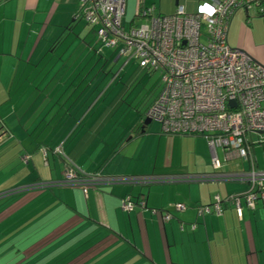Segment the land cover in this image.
Segmentation results:
<instances>
[{"label":"crops","instance_id":"1","mask_svg":"<svg viewBox=\"0 0 264 264\" xmlns=\"http://www.w3.org/2000/svg\"><path fill=\"white\" fill-rule=\"evenodd\" d=\"M79 1L0 0V106L12 101L14 91L25 93L16 94L18 106L43 101L36 114L25 107L17 111V118L23 116L17 121V135L26 139L25 133L32 124L40 128L46 124L48 129L56 120L62 121L69 123L64 128L65 143L53 138L46 151L51 153L62 147L65 156L87 175L100 173L107 178L124 179L188 177L193 181H159L109 189L98 184L89 187L88 193L76 187L62 188L65 190L53 194L30 190L62 182L44 183L39 177L34 185L26 184L25 188L19 187L23 189L0 195V264H264V202H259L253 212L245 209L242 218L229 205L224 206L220 217H200L197 211L211 206L216 197L225 201L246 193V183L202 180L248 173L250 162L228 160L222 149L212 152L204 136L165 135L153 125L147 134L135 136L136 116H108L98 99L88 97L86 103V93L93 84L89 83V75L94 77L97 72L91 73L90 66L83 67L95 52L89 48V34L81 33V21H76ZM141 1L164 16L173 15L177 9L173 0H127V12L130 9L135 16ZM199 2L179 0V5L186 13L194 14ZM62 44L67 45L64 50ZM228 45L264 68V14L256 9L238 11L230 22ZM47 59L58 60L59 64L62 59H69L72 66L68 69L63 62L59 73L66 76L64 84H57L53 90L85 91L82 103L87 111L81 117L68 113L61 120V115L52 109L57 106V96L44 99L40 87L33 89L35 83L29 85L28 81ZM44 83L48 89L51 87ZM74 95L67 99L70 108L78 103ZM0 120L11 136L10 119ZM257 137L250 138L252 161L256 170L264 172V136ZM81 143L87 146L79 151ZM24 147L22 155L30 156L31 146L26 143ZM116 149L112 162L100 172L102 163ZM52 157L56 164L53 154ZM215 158L218 169L212 166ZM45 164L49 166L48 161ZM57 169L54 167L52 172L56 176L68 174L62 166ZM126 198L144 201L148 209L125 213L122 202ZM178 205L187 209L180 212ZM151 210L171 215L172 221L164 224L160 215H151Z\"/></svg>","mask_w":264,"mask_h":264},{"label":"built area","instance_id":"2","mask_svg":"<svg viewBox=\"0 0 264 264\" xmlns=\"http://www.w3.org/2000/svg\"><path fill=\"white\" fill-rule=\"evenodd\" d=\"M126 1L80 0L76 21L98 29V37L106 47L119 49L128 61L136 59L142 68L163 71L165 90L149 113V118L161 125L163 133L204 136L212 152L222 149L228 160L250 162L248 173L233 177L216 175L202 180L250 184L248 193L231 200L242 218L244 209L254 211L256 203L264 200V172L256 170L249 144V135L264 134V68L241 51L230 48L227 34L236 12L256 9L262 13L264 0H203L196 14L188 15L183 7H178L175 15L167 18L153 17L149 11L144 13V17H151L148 24L129 33L122 26ZM202 24L206 26L203 31ZM212 166L219 168L216 158ZM159 181L192 182L193 179L129 178L114 183L149 185ZM105 182L89 181L92 185ZM80 183L71 174L64 183L30 190L75 187ZM223 205V200L216 197L211 206L198 208V215L220 217ZM133 209L131 203L124 205L127 212ZM139 209L146 210V204L140 203ZM176 209L182 212L186 206L178 205ZM160 214L151 211L153 216ZM161 217L164 223L172 220L169 214Z\"/></svg>","mask_w":264,"mask_h":264},{"label":"rangeland","instance_id":"3","mask_svg":"<svg viewBox=\"0 0 264 264\" xmlns=\"http://www.w3.org/2000/svg\"><path fill=\"white\" fill-rule=\"evenodd\" d=\"M134 13L135 12H131L130 9H128L126 15L127 23L125 22V25L127 24L128 26H130V23L132 22L134 17ZM135 24L136 26L140 24L145 25L147 24V21L136 20ZM127 25L126 27L129 28ZM78 27L81 33L89 34L88 35L89 47L91 46L94 47L95 52H98L100 47L98 46L97 40L94 38L92 34L93 32L92 27H87V25L82 22H80ZM61 46H63L62 50H64V48L67 45L62 44ZM117 58H118L117 53H115L112 50H106L103 51V53H101L100 55H92V57L89 59V64L87 63L83 64V67L90 66L92 68L97 67L98 69V72L96 74L97 76H100L98 82L99 94H97L96 97L98 98L104 92H107L106 96L103 94L104 97L100 100L102 101L100 103V108L102 106L103 111L109 113L108 112L109 101L114 98H120L122 96L125 99L126 105L122 106V109H120L118 112L115 113L116 116L123 117L122 115H126V114L128 115L130 112L132 114L134 113V116L139 112L144 114L148 106L152 102H154L155 99L162 92V88H163L162 76L160 73H156L155 75L150 77L149 73L139 72V67L138 65H134L135 63L133 65L131 64L127 69H123L126 59L122 58L119 60L118 63L114 64V61ZM72 61H75V59ZM58 62H59L58 60L47 59L44 62V64L41 67H39L40 70H38L37 73H35L33 77H31V79L28 81L29 85L35 83L33 89L40 87V93H41L40 96H42L44 99H46L48 95L49 96L52 95L53 97L57 96L56 99L57 106H54L52 109H55L57 116L61 115V120H63V115H68V113L73 117H81L87 111V107L85 106V104L82 103L84 101L83 97L85 91L81 92L82 91L81 88H78L81 90H78L77 92L74 91L71 92L69 90H64L63 88H60V90H53L54 88H56L57 84H64V81L66 79V76H64L63 74H59L61 69L63 68L62 63L63 62L66 63L68 69L72 66L68 64L69 59H62L61 64H59ZM103 67L105 69V76H103V74H101L100 71V69ZM43 70L46 71L44 72V74H43ZM115 76H118L119 79L116 80V84H114L110 89L108 87L113 84V79ZM75 79H77V77L74 78L73 83H75ZM90 79H93V76L89 75V80ZM100 79L103 80H101L100 82ZM44 82L50 83L51 87L49 89L48 87H45L46 84ZM100 84L102 85L100 86ZM107 88L110 90H108ZM18 93L22 95L24 92L14 91L12 96V101L10 103H7L6 105H3L2 107L0 106V119L1 117L10 119L8 123H9V127L11 128L10 131H12L13 133L11 136L10 133H7L8 134L7 139L0 145V195L6 192L7 193L10 191L12 192L13 189L15 190L23 189L25 188L24 185L26 184L34 185L35 183H37L36 181L39 180V177L42 178V181H44V183H47L48 181L49 182L65 181L68 174H64L61 177V176H56L55 173H52L54 167L56 166L58 167V169L60 166H62L63 170L67 169L66 171H69L66 164L63 163L59 157H54L57 163L53 164L52 154L46 151L49 148L48 146H51L52 141H54L52 140L53 138L58 139L59 143H63V144L65 143L64 137L66 136L67 133H65L64 128L69 123L65 124L62 121L56 123L57 121L56 120L53 124H51V127L53 129L52 128L46 129L47 128L46 124H42V127L40 128L38 124L34 123L31 126H29L28 132L25 133L26 134L25 136H27L26 139H21L19 135H17L18 125H19L17 121L18 118L21 119L23 118V116L20 115L17 118V111L20 112L23 111L22 108H24L25 106L24 107L18 106V98L16 96V94ZM73 93L76 94L74 95L73 99L75 98L78 99V103L76 106L70 108L67 99L70 98L71 94ZM79 96L81 97L80 100L78 98ZM89 96L90 93H86L85 96L86 103L88 102L89 99H91V97L88 99ZM29 104H33V106L35 105L36 106L33 108ZM42 106H43V101L42 99H40V101L35 100V102L33 103L32 102L28 103V106H26L24 109L25 110L27 109V111H29L31 114H33L32 112L34 111V113L36 114L38 110L41 111ZM44 107L47 109L49 106L46 103ZM73 125H75V122H73ZM22 126H26L25 123H23ZM153 126L160 127L158 124H154ZM78 136L79 133L75 136L74 140H76ZM257 136L258 135H254L253 138L258 139L259 137ZM261 138H263V136ZM26 143L29 146H31L29 147V151H28L30 156L22 155L23 152L22 147H24ZM255 146H258L257 141L255 143ZM52 151L55 153V150ZM25 157H27L26 160H24ZM42 159L45 160L42 161ZM45 161L49 162V166L45 164ZM22 186L23 188H19ZM63 188L69 189L72 187L65 186ZM65 189H61L57 191H64Z\"/></svg>","mask_w":264,"mask_h":264},{"label":"trees","instance_id":"4","mask_svg":"<svg viewBox=\"0 0 264 264\" xmlns=\"http://www.w3.org/2000/svg\"><path fill=\"white\" fill-rule=\"evenodd\" d=\"M174 1V0H173ZM202 1L203 0H201V2H199V4H198V7H197V11H198V8H199V6H200V4L202 3ZM143 2L141 1L140 3H139V5L137 6V10H136V14H135V16H134V19L132 20V22L130 23V26H128L127 24V26L129 27V28H127L126 27V25H125V22H126V15H127V1H126V11H125V15H124V18H123V23H122V26H123V30L126 32V33H129L131 30H139L142 26H144V24H140V25H137L136 26V20H146L147 21V24H148V19H150L151 17H149V16H145L144 17V13H148L149 11H152V15H153V17H156V16H160V17H162V18H167V17H171V16H174L175 15V13H176V11H177V9H175V12H174V14L173 15H170V16H164V15H161L157 10H156V8L155 7H146L145 5H143L142 4ZM174 3H175V1H174ZM180 7V6H179ZM262 8H263V6H262ZM185 10V9H184ZM78 11H79V5H78ZM78 11H77V13H78ZM197 11H196V13H197ZM186 12V11H185ZM196 13H194V14H196ZM237 13V12H236ZM235 13V14H236ZM186 14H188V13H186ZM194 14H188V15H194ZM259 14L260 15H263L264 14V12L263 13H261V11H259ZM234 17V16H233ZM230 22H231V20H230ZM230 22H229V26H228V34H229V28H230ZM127 23V22H126ZM147 24H145V25H147ZM205 24H202V31L205 29ZM98 29H93V36H94V38L97 40V44H98V46L100 47V49H99V51L98 52H95V48L94 47H92L91 46V48H90V50L91 51H93V52H95V55H100L101 53H103V51H106V50H112V51H114L115 53H117V55H118V58L117 59H115V61H114V64H116V63H118L119 62V60L120 59H122V58H124V59H126V62H125V64H124V67H123V69H127L131 64L133 65L134 63V65H138V67H139V72H142V73H149V76L150 77H152L153 75H155L156 73H160L161 74V76H162V79H163V75H164V73H163V71L161 70V69H157V70H155V69H147V68H142V67H140V63L135 59H133V61H128L127 60V58H125V57H123V56H121L120 55V50L119 49H116V48H107L106 47V44H104L103 43V41H102V39H100L99 37H98ZM228 34H227V43H228ZM229 46V45H228ZM117 51V52H116ZM113 59H114V57H113ZM96 69H97V67H95V68H93V70H92V67L90 68V70L92 71L91 73H95V72H98V71H96ZM95 70V72H93ZM100 71H101V74H103V76H105V69H104V67L103 68H101L100 69ZM96 74V73H95ZM94 74V77H93V79H90L89 81H90V83H93L92 84V87H89L90 88V91L88 92V93H90V96L89 97H91V100H96V99H98L99 101L104 97L103 96V94L106 96V93L107 92H104L100 97H96L97 96V94H99V88H98V82H99V77L100 76H96ZM117 79H119L118 78V76H115L114 77V79H113V84L111 85V86H109L108 88H110L111 89V87L114 85V84H116V80ZM101 80H103V79H100V82H101ZM100 85H102V84H100ZM162 85H163V88H162V92L159 94V96L155 99V101L154 102H152L149 106H148V108L146 109V111H145V113L144 114H142L141 112H139V113H137V114H135V116H136V121H135V124L133 125V126H135L136 124H137V126H138V130L134 133L135 134V136H140V135H142V134H147V132H148V130L151 128V126L152 125H154V124H158L159 126H160V128H161V131H162V127H161V125L159 124V123H157V122H155L154 120H152V119H150L149 118V113L152 111V109L157 105V103L159 102V100H160V98H161V96L163 95V93H164V90H165V84L163 83V81H162ZM107 88V89H108ZM110 89H108V90H110ZM106 91V90H105ZM102 101H100V103H101ZM125 103V104H124ZM124 105H126V102H125V99L121 96L120 98H114V99H112V100H110L109 101V106H108V110H109V113H108V116H112L113 114L115 115V113L116 112H118L120 109H122V106H124ZM132 110V109H131ZM132 115L134 116V113L132 114L131 112L127 115H122L124 118L126 117V119H128V118H130V117H132ZM147 122H150L151 124L150 125H146V123ZM131 127H132V125H131ZM7 131H6V129H5V127L0 123V145L7 139V137H8V134L6 133ZM162 133H163V131H162ZM163 134H165V133H163ZM166 135V134H165ZM167 135H170V134H167ZM255 134H251V135H249V140H250V138L252 137V136H254ZM256 135H258V134H256ZM172 136H182V135H172ZM186 136H188V135H186ZM190 136H192V135H190ZM195 136H199V135H195ZM84 141H86V140H84ZM125 142V140L123 141V143ZM249 144L252 146V142H251V140L249 141ZM87 146V143L86 144H82L81 143V145L79 146V151H81V150H83L85 147ZM121 146V145H120ZM120 146H119V148H120ZM57 150H60V152H57ZM117 151V149L109 156V157H107L106 159H105V161L102 163V165H101V168H100V172H103L105 169H106V167L112 162V160H113V157H115L114 155L117 153L116 152ZM52 154H53V156H55V157H59L60 159H61V161L63 162V163H65L66 164V166L68 167V170L69 171H67V173H68V175H67V178H68V176L69 175H71V174H73V175H76L77 176V180L79 181V182H81L78 186H75V187H72V188H79V189H81L82 191H84V192H86V193H88V188L89 187H91V186H93L92 184H90L89 183V181H93V180H104V181H107V182H105V183H103L102 185H104V186H107L106 187V189H109V188H113V187H115V186H126L127 184H118V183H114V181H116V180H119V179H124V178H120V177H118V178H116V177H109V178H107V177H104V176H102L100 173H98V174H95V175H87V174H85V173H83L82 171H80L79 170V168L76 166V164L74 163V161L71 159V158H68V157H66L65 156V154L63 153V150H62V147L59 149H55V153L52 151L51 152ZM67 178H66V180H67ZM65 180V181H66ZM65 181H62V182H65ZM238 183H241V182H238ZM246 184H248V183H246ZM133 186V185H132ZM248 186H249V189L247 190V192L246 193H248L249 192V190H250V184H248ZM64 186H52V187H48V188H44V189H40V191H46V192H50V193H55L57 190H61L62 188H63ZM88 189V190H87ZM34 190V189H33ZM33 190H31V191H33ZM246 193H243V194H240V195H236V196H232L231 198H228L227 200H225V201H223L224 202V205L222 206V211L224 212V206H226V205H229V206H233L234 207V209L236 210V208H235V205L232 203V199L233 198H236V197H239V196H243V195H245ZM259 202H264V200H259L257 203H256V205H255V210H256V206H257V204L259 203ZM129 203H131L132 205H134V209H133V211H131V212H127V211H125L124 210V205H127V204H129ZM140 203H144V201H137V202H134V201H132V199L131 198H126L123 202H122V210L125 212V213H128V214H131V213H133L135 210H138L139 209V205H140ZM146 208H147V206H146ZM148 209V208H147ZM146 209V210H147ZM186 209H187V207H186ZM185 209V210H186ZM184 210V211H185ZM245 210V209H244ZM254 210V211H255ZM151 211H153V210H151ZM155 211V210H154ZM184 211H182V212H184ZM248 211V210H247ZM223 212H222V214H223ZM249 212H253V211H249ZM214 215V214H213ZM162 216V214H160V217ZM162 218V217H161ZM163 221V220H162ZM172 221V220H171ZM164 222V221H163ZM164 224H166V223H164Z\"/></svg>","mask_w":264,"mask_h":264},{"label":"water","instance_id":"5","mask_svg":"<svg viewBox=\"0 0 264 264\" xmlns=\"http://www.w3.org/2000/svg\"><path fill=\"white\" fill-rule=\"evenodd\" d=\"M175 1V7L178 8L180 5H179V0H174ZM151 123L150 122H147L146 125H150ZM260 136H264V134H258Z\"/></svg>","mask_w":264,"mask_h":264}]
</instances>
